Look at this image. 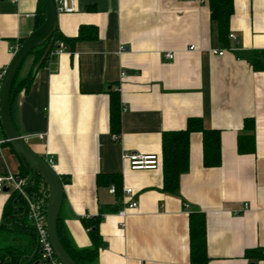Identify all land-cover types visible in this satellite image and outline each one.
<instances>
[{"label": "crops", "instance_id": "crops-1", "mask_svg": "<svg viewBox=\"0 0 264 264\" xmlns=\"http://www.w3.org/2000/svg\"><path fill=\"white\" fill-rule=\"evenodd\" d=\"M61 1L73 13H59V32L74 39L83 28L87 38L59 43L62 54L37 70L12 115L34 153L54 158V171L67 177L59 216L72 242L91 247L83 220L102 215L96 264H192L190 215L202 213L208 264H264V71L253 65L264 52V0H234L230 34L238 40L222 56L213 51L223 47L209 0H57V6ZM37 10L38 0H0V72L35 31ZM258 59L264 64V56ZM111 93L120 98L119 136L111 133ZM195 117L206 131L221 133L222 163L204 167L202 134L195 132L190 170L176 195L166 193L162 135L186 129ZM246 119L256 123L255 148L241 153ZM124 152L156 156L157 166L131 170ZM21 163L0 133V176L19 175ZM109 174L122 177L120 200L113 184H97L98 175ZM39 187L27 189L29 196L47 201L48 188ZM12 192L0 193V226ZM128 200L138 208L122 218ZM17 223L0 229V249L29 244V226ZM249 251L258 255L249 258Z\"/></svg>", "mask_w": 264, "mask_h": 264}, {"label": "trees", "instance_id": "trees-1", "mask_svg": "<svg viewBox=\"0 0 264 264\" xmlns=\"http://www.w3.org/2000/svg\"><path fill=\"white\" fill-rule=\"evenodd\" d=\"M209 8L211 10V21L215 22L218 26V37L221 46L224 49L230 47V20L235 12L234 0H209ZM45 6L43 0H38V10L35 17V30L39 29L45 20ZM86 33L84 29L80 31V34L74 38L69 39L64 37L59 30L51 36L43 46L35 48L29 55L26 61L23 63L19 70L15 81L12 84V90L10 95L11 107L15 103V99L21 92L28 93L31 88L37 73V70L48 65L49 60L53 57L50 53L59 48V43H68L74 45L78 40L85 39ZM95 38V36L93 37ZM53 42L52 48L49 51L47 57L39 65L43 59L49 44ZM22 44L23 41H20ZM20 44V45H21ZM264 52H257L253 61L255 70L264 71L263 61L259 60V57H263ZM30 60V66L28 72L22 76L21 70L26 66L27 61ZM39 65V66H38ZM2 72V71H1ZM111 107H110V127L111 133L114 136H119L121 133V112H120V98L117 93H111ZM245 130L246 135L239 136V151L241 153H250L255 148V127L256 123L254 119H246ZM195 132L202 134L203 139V165L206 168L219 167L222 163V138L221 133L216 130L206 131L202 124L201 118H191L187 121V128L181 131L166 132L162 135V169H163V184L164 191L176 195L180 189V178L183 174L187 173L190 162V136ZM0 133L4 135L0 124ZM20 158V157H19ZM21 166L19 170V177L24 178L26 182L32 177L33 173L28 165L21 159ZM62 183H66V178H61ZM44 184L42 178L38 175L37 181L31 184L28 188L29 192L37 191L40 185ZM98 185L111 184L115 187V194L120 200L123 193L122 177L119 174L98 175ZM46 187V186H45ZM21 216V217H18ZM3 223L0 229L6 228L9 224H19L22 229H26L29 226L28 235L30 242L24 250L16 246L0 249V264H38L39 250L37 245V234L32 227L29 217H27V202L24 197L20 196L16 191L12 192L3 212ZM22 218V219H21ZM102 221V215L92 219H84L83 225L88 229L91 240V247L78 248L71 240L68 230L65 229L63 219L59 218L57 230L59 231V237L62 245H64L69 255L76 261L77 264H96L98 261V254L103 247V239L100 233V224ZM190 255L192 264H208L210 258L207 255V240H206V219L202 213H192L190 215ZM30 247V248H29ZM256 251L247 252L249 258L257 256ZM260 256L264 258V254Z\"/></svg>", "mask_w": 264, "mask_h": 264}, {"label": "water", "instance_id": "water-1", "mask_svg": "<svg viewBox=\"0 0 264 264\" xmlns=\"http://www.w3.org/2000/svg\"><path fill=\"white\" fill-rule=\"evenodd\" d=\"M43 2L46 13L44 22L39 29L33 31L31 35L23 40V43L13 56L12 62L7 67L5 76L1 80L0 124L6 139L12 145L15 153L28 165L33 173L32 177L26 182L24 188L27 190L31 184H34L37 181L38 175L48 188L46 230H48L49 241L54 248L57 259H59L62 264H77L66 251L64 245H62L59 231L57 230L58 220L60 218L59 215L64 204V186L62 180L44 158L34 153L32 148L26 143L23 136H21L16 129L10 101L12 84L19 74L21 66L28 58V55L35 48L48 43V40L58 29L57 22L59 12H57V0H43ZM52 45L53 42L49 44L39 65L47 57ZM9 191V188L5 190L6 193Z\"/></svg>", "mask_w": 264, "mask_h": 264}, {"label": "built area", "instance_id": "built-area-1", "mask_svg": "<svg viewBox=\"0 0 264 264\" xmlns=\"http://www.w3.org/2000/svg\"><path fill=\"white\" fill-rule=\"evenodd\" d=\"M57 12L61 13H73V8H71L66 1H61V5L57 6ZM230 38L233 42H237V36H233L230 34ZM194 49V46L191 50ZM12 52L14 56L16 51ZM214 53L222 56L225 54L226 49H222L220 51L213 50ZM63 50L57 49L50 53V56L53 58L58 57L62 54ZM166 57L169 59L174 58L173 53H167ZM6 69L0 72V86L1 80L5 76ZM1 91V87H0ZM1 102V101H0ZM1 117V116H0ZM40 140H45L47 135L40 133L37 135ZM123 158L129 163L130 169L134 171L138 170H153L158 163L156 156H144L140 154H132V153H123ZM46 162L50 167L54 166L55 160L52 157H46ZM26 185V180L24 178H20L19 175H15L12 173H8L5 176H0V193H4L6 189H10V191H16L22 197H24L27 202V217H29L30 223L36 231L37 234V245L39 250L38 264H62L59 259H57L54 248L49 241L48 230H46V205L47 201L37 197L31 198L28 194V191L24 188ZM112 192L115 193V187L112 188ZM124 193L127 196H131L133 194L132 189H124ZM138 208V203L133 200H128L124 207L118 212L119 216L125 218L129 215V211L136 210ZM185 211H188L189 205L184 204ZM125 224H122L124 227Z\"/></svg>", "mask_w": 264, "mask_h": 264}, {"label": "rangeland", "instance_id": "rangeland-1", "mask_svg": "<svg viewBox=\"0 0 264 264\" xmlns=\"http://www.w3.org/2000/svg\"><path fill=\"white\" fill-rule=\"evenodd\" d=\"M27 63H28V61H27Z\"/></svg>", "mask_w": 264, "mask_h": 264}]
</instances>
